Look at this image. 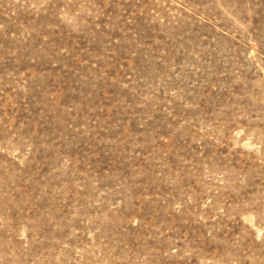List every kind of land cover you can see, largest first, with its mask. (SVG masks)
Masks as SVG:
<instances>
[{
    "label": "rangeland",
    "instance_id": "374dc122",
    "mask_svg": "<svg viewBox=\"0 0 264 264\" xmlns=\"http://www.w3.org/2000/svg\"><path fill=\"white\" fill-rule=\"evenodd\" d=\"M0 264H264V0H0Z\"/></svg>",
    "mask_w": 264,
    "mask_h": 264
}]
</instances>
